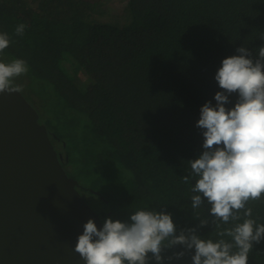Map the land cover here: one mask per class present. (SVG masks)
Returning <instances> with one entry per match:
<instances>
[{"label": "trees", "instance_id": "obj_1", "mask_svg": "<svg viewBox=\"0 0 264 264\" xmlns=\"http://www.w3.org/2000/svg\"><path fill=\"white\" fill-rule=\"evenodd\" d=\"M99 1L0 0V33L11 40L0 61H27L28 73L14 84L63 169L79 167L66 173L78 192L101 202L100 221L155 210L171 213L177 235L196 228L208 238L210 206L191 208L194 180L183 177L203 150L196 122L203 104H215L222 60L241 46L255 58L264 46V0H127L125 26L95 22ZM19 24L23 36L15 35ZM249 206L264 223V200ZM194 214L209 223L199 227ZM178 252L185 254L177 259ZM193 255L180 245L162 252L164 264H192ZM248 264H264V241L253 244Z\"/></svg>", "mask_w": 264, "mask_h": 264}, {"label": "clouds", "instance_id": "obj_2", "mask_svg": "<svg viewBox=\"0 0 264 264\" xmlns=\"http://www.w3.org/2000/svg\"><path fill=\"white\" fill-rule=\"evenodd\" d=\"M24 31L25 25L19 24L15 35L23 36ZM10 43L9 34L0 33V53ZM236 51L239 54L224 58L216 71L220 90L214 95L215 104L207 101L200 108L196 127L202 130L203 150L188 161L190 173L183 177L185 184L194 180L191 208L210 206L214 231L208 238L198 235L196 228L177 235L171 213L147 209L131 212L125 221L107 217L100 228L89 219L74 249L85 264H149L150 260L164 264L162 252L177 245L194 249L192 264H248L253 244L264 241V223L253 218L249 206L264 200V46L255 58L247 47ZM28 71L24 59L0 61V93L20 92L14 80ZM194 216L199 227L209 223L207 217Z\"/></svg>", "mask_w": 264, "mask_h": 264}, {"label": "water", "instance_id": "obj_3", "mask_svg": "<svg viewBox=\"0 0 264 264\" xmlns=\"http://www.w3.org/2000/svg\"><path fill=\"white\" fill-rule=\"evenodd\" d=\"M20 92L0 93V264H85L83 225L102 223Z\"/></svg>", "mask_w": 264, "mask_h": 264}, {"label": "rangeland", "instance_id": "obj_4", "mask_svg": "<svg viewBox=\"0 0 264 264\" xmlns=\"http://www.w3.org/2000/svg\"><path fill=\"white\" fill-rule=\"evenodd\" d=\"M91 18L95 22L110 23L116 26H125L131 20V13L127 0H100L94 6L91 13ZM30 105L31 103L28 102ZM65 168V167H64ZM66 173L74 176L80 171L76 165H71L70 169L65 168ZM70 171V172H69ZM71 177V175L69 176ZM72 178V177H71ZM84 201L92 209V211L99 213L102 208L101 202L89 193L80 192ZM103 223V219H101Z\"/></svg>", "mask_w": 264, "mask_h": 264}]
</instances>
